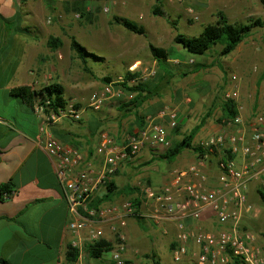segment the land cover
I'll list each match as a JSON object with an SVG mask.
<instances>
[{
	"label": "crops",
	"instance_id": "obj_1",
	"mask_svg": "<svg viewBox=\"0 0 264 264\" xmlns=\"http://www.w3.org/2000/svg\"><path fill=\"white\" fill-rule=\"evenodd\" d=\"M55 5L54 1L0 0V188L9 185L13 193L10 199L0 200V259L8 264H69L67 251L74 239L69 230L65 193L54 164L40 143L42 137L46 138L40 132L43 121L15 94L22 89L38 92L59 85L69 102H82L94 87L91 80L83 79L80 73L82 62L71 51L69 37L64 36L55 17H49V11ZM51 37L62 39L64 46L51 50L48 45ZM81 69L84 70L83 65ZM254 95L245 94L241 98L246 124L251 123L255 115L264 113V83ZM108 104L99 112L88 109L80 122L65 119L48 129L50 136L82 155L83 161L78 170L90 165L98 172L103 162V157L97 153L101 136L110 134L121 145L130 135L141 130L151 113L156 111L151 104L144 107L142 115L146 120L143 124L136 112L144 105L134 111L133 119L120 112L121 104L117 105V110ZM213 130L210 128L208 132ZM130 131L133 133L130 134ZM219 131V128L214 130ZM198 136L201 139L203 134ZM149 155L145 149L137 162L123 164L112 179L119 194L112 201L101 204V208L129 201L126 194L129 191L128 181L133 177V167L141 163L142 157L147 159ZM196 161L195 158L185 157L180 162L182 166H188ZM168 179L169 176L161 172L152 174L154 187H161ZM259 188L257 183L249 188V204L253 210L245 217L244 229L259 221L258 215L254 214L255 208L263 210ZM105 193L106 188L100 186L94 200H99ZM201 224L207 229L213 228L206 217ZM126 234L130 247L125 254L128 261L132 264H161L160 252L166 249L172 252L177 230L174 225L158 226L148 220L129 218ZM114 238L106 226L105 242L114 247ZM113 247L104 251L100 259L87 254L86 264H114L111 259Z\"/></svg>",
	"mask_w": 264,
	"mask_h": 264
},
{
	"label": "built area",
	"instance_id": "obj_2",
	"mask_svg": "<svg viewBox=\"0 0 264 264\" xmlns=\"http://www.w3.org/2000/svg\"><path fill=\"white\" fill-rule=\"evenodd\" d=\"M137 68L134 65L129 71L135 72ZM153 74L154 71L145 80ZM232 81L234 88L226 93L225 99L236 102L237 115L223 121L229 132L203 142L200 147L204 157H198L188 166L174 167L161 187L140 184V207L130 200L99 209L90 204L99 187H106L123 164L135 162L145 149L165 152L171 146L169 130H175L180 124L177 110H161L121 145L110 134H103L97 149L103 162L96 172L90 165L78 170L82 155L50 136L48 129L65 119L81 121L88 109L101 111L109 101L123 98L125 90L108 85L94 92L86 107L77 108V103L69 102L57 112H47L46 106L35 105L33 110L43 121L40 132L46 135L40 139L41 146L54 164L68 203L69 230L74 235L71 246L79 252L74 264H86L87 247L105 241L106 226L115 237L112 262L127 264L129 218L148 220L158 226L174 225L177 230L172 249L175 263L264 264V250L258 245V237L243 227L245 217L253 210L248 198L251 184L257 183L264 192V118L257 116L246 124L240 104V81L236 76ZM129 97L132 99L133 94L129 93ZM229 155L233 159H228ZM208 156L218 157L215 169ZM12 195L4 198L8 200ZM205 217L213 228L207 229L201 224Z\"/></svg>",
	"mask_w": 264,
	"mask_h": 264
},
{
	"label": "rangeland",
	"instance_id": "obj_3",
	"mask_svg": "<svg viewBox=\"0 0 264 264\" xmlns=\"http://www.w3.org/2000/svg\"><path fill=\"white\" fill-rule=\"evenodd\" d=\"M53 1L56 5L49 11V17H55L56 23L62 27L64 36L77 37L88 52L93 54L87 56V64L95 78L82 70V64L78 61L83 79L91 80L94 85L86 99L82 102L73 101L81 107L87 106L94 92L102 91L107 86L102 83L105 77L112 78L111 86L122 88L118 85L123 82L125 70L134 65H138L135 72L139 75V81L149 89H155L161 83L164 72L153 57L150 46L153 45L169 53L172 58L171 84L167 86L162 83L165 88L160 96L147 101L136 114L142 117L144 124L145 118L142 115L145 113L144 107L150 104L156 109L149 116L150 119L155 118L165 108L177 110L182 121L179 124L178 134L175 131L170 132L171 144L181 141L206 116H208L206 124L198 134L202 133L203 137L199 139L197 135L194 141L196 146L200 147L211 136L229 132L222 122V106L226 93L234 88L233 76L238 77L242 85L240 102L245 94H253L254 97L256 89H260L264 83V29H256L233 54L221 58L218 47L205 56L190 54L175 43L174 38L177 33L170 24V21H177L181 33L188 37L198 36L206 25L216 22V14L220 11L228 16L231 23L264 17V7L260 0H164L162 6L164 17L153 15L155 0H89L86 10L93 14L90 19L83 18L81 13L71 11L74 0ZM114 16L129 19L144 27L146 36L133 34L117 25L113 21ZM197 65L202 67L198 72H192ZM153 71L154 74L145 80V77ZM129 100H131L129 93L126 92L123 98L111 100L107 104L116 109L118 104ZM130 116L134 119L135 113ZM257 116L264 118V113L255 115L253 119ZM210 128L214 130L219 128L220 131L208 132ZM129 133L132 134L133 131ZM148 152L150 155L147 159L142 157L141 161L139 160L141 163L138 162L137 166L133 167L132 180L128 181V187L137 188L132 197L139 200L142 197L140 184L154 187L153 173L161 172L168 177L174 167H182L183 163L180 161L185 157L198 159L193 151H185L173 162L157 158L148 164L156 158L152 157V154L164 153L155 149H148ZM208 159L212 169H215L218 157L208 156ZM254 214L258 215L259 221L245 230L258 237V245L264 250V210L255 208ZM160 256L163 260L161 264H188L186 261L175 263L172 252L168 249L162 250Z\"/></svg>",
	"mask_w": 264,
	"mask_h": 264
},
{
	"label": "trees",
	"instance_id": "obj_4",
	"mask_svg": "<svg viewBox=\"0 0 264 264\" xmlns=\"http://www.w3.org/2000/svg\"><path fill=\"white\" fill-rule=\"evenodd\" d=\"M88 1L89 0H74L71 11L81 13L82 17L85 19L92 18L93 14L88 13L86 10ZM155 2L156 4L152 10L153 15L164 17L165 14L162 11L164 0H155ZM260 2L264 7V0H260ZM216 19L217 20L215 23L206 25L203 31L198 36L194 37H188L187 35L181 33L178 25L179 23L177 21H170V24L177 33L174 38L175 43L190 54L198 56H205L208 52L218 47L220 48L219 56L223 58L233 54L237 48L253 34L256 29H264V17L249 18L244 22L231 23L228 16L224 12L220 11L216 14ZM113 21L117 25L124 27L133 34L146 36V29L129 19L114 16ZM69 39L71 41V51L77 55V57L82 62L84 71L95 78L93 71L87 64V56H92L93 54L88 52L86 47L80 43L77 37L69 36ZM48 45L51 50H57L64 46V42L60 38L51 37ZM150 51L153 57L157 60L158 65L163 70L164 76L162 77V81L159 86L151 90L148 88V86L138 81V73L126 71V74L123 77V82L118 85L126 92L133 94V98L131 100L121 104L120 112L125 113L126 115H131L134 111H137L139 108H141L148 100L160 96L161 91L165 88V86H162V83L168 86L171 84L173 79V74L171 72L172 64L170 62L172 58L169 53L166 50L156 48L153 45L150 46ZM201 67L202 66L197 65L192 72H198ZM132 81H135L136 83L132 84ZM112 82V78L105 77L102 79V83L107 86ZM15 94L20 96L32 109H34L35 105L39 104L46 106L47 112H57L58 109L64 108L69 103L68 99L65 98L64 89L59 85L49 86L38 92H32L29 89H22L16 91ZM79 107L81 106L77 104V108ZM222 110V122L224 120H231L237 115V104L233 100L225 99L223 101ZM137 118H139L140 121L143 120L138 114ZM207 118L208 116L204 117L202 122L194 127L181 141L172 143L162 155L154 154V157L156 158H153L150 162H148V164H151L153 161L157 160V158L173 162L185 151H193L194 154L199 158L204 157L205 152L201 147L196 146L194 141L203 126L206 124ZM173 131L178 134L180 131L179 126ZM228 159H233V156L229 155ZM210 162L212 163V160H210ZM105 188V195L99 200H93L91 202L90 206L92 208H101V204L112 201L113 197L119 194L118 188L112 180L107 182ZM128 190L129 191L126 196L129 198V200L133 201L135 206L140 207L141 199L139 200L138 198L132 197L135 195L137 188L129 187ZM11 193L12 191L9 185L2 186L0 188V200L6 201L4 196ZM259 196L261 198V203L264 210V192L261 189H259ZM111 247H113L112 244H107L105 241H103L96 245L87 247V252L92 258L100 259L103 255V252L109 251ZM78 256V250L73 249L72 246L69 245L67 251L68 263L74 264L77 261ZM0 263L8 264L2 259H0ZM127 264L132 263L127 260ZM234 264L242 263L240 261H235Z\"/></svg>",
	"mask_w": 264,
	"mask_h": 264
}]
</instances>
